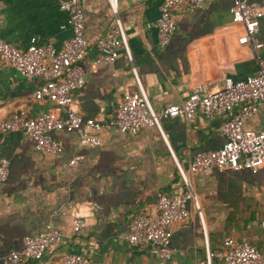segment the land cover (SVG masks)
Instances as JSON below:
<instances>
[{
  "label": "crops",
  "instance_id": "crops-1",
  "mask_svg": "<svg viewBox=\"0 0 264 264\" xmlns=\"http://www.w3.org/2000/svg\"><path fill=\"white\" fill-rule=\"evenodd\" d=\"M162 1L118 0L130 60L119 48L111 63H99L95 43L111 28L114 16L104 0H80L88 48L79 63L83 85L73 91L71 102L83 118L109 119L121 96L136 91L131 67L155 111L184 100L196 84L214 90L224 77L238 81L256 71L249 46L237 42L243 28L231 22L229 0H209L199 10L172 8L174 31L159 48L148 25ZM249 4L262 12L256 38L262 43L257 55L264 62V0ZM66 21L57 0H0V39L21 51L31 39L37 44L52 41L60 49L71 34ZM37 84L0 60V120L16 111L30 117L44 111L61 115L53 103L30 98ZM227 117H206L197 110L190 124L181 117L161 119L160 131L141 127L129 135L103 129L96 134L97 146L80 145L75 132L55 131L52 137L62 145L57 155L36 150L20 132L0 134V156L8 161L7 177L0 181V264L10 251L20 250L24 236L43 231L45 224L60 233L61 242L39 261L20 264H57L69 252L83 255L90 264H204L205 247L221 252L226 239L249 242L264 252V167L254 173L214 168L185 172L194 154L222 146L217 127ZM242 126L264 130L262 112L244 119ZM74 156L81 158L69 166ZM175 163L185 172L202 224L188 203L189 216L173 226L170 256L162 259L158 248L132 247L120 236L160 194L184 191ZM53 211L64 214L53 216ZM75 218L84 221L76 233ZM211 264L218 262L214 258Z\"/></svg>",
  "mask_w": 264,
  "mask_h": 264
},
{
  "label": "built area",
  "instance_id": "built-area-1",
  "mask_svg": "<svg viewBox=\"0 0 264 264\" xmlns=\"http://www.w3.org/2000/svg\"><path fill=\"white\" fill-rule=\"evenodd\" d=\"M106 1L114 16L113 25L103 36L96 40L95 61L111 63L122 48L128 60L129 51L125 34L117 16L118 0ZM209 0H163L153 23L148 26L155 31L156 44L164 48L174 31L170 11L175 7L203 9ZM228 12L231 22L240 24L242 35L238 44L248 45L255 59L256 71L242 80L233 81L224 77L221 87L209 89L205 84H196L187 97L176 104H170L155 111L141 87L135 70L136 91L121 96L114 114L103 122L83 118L71 102L73 91L83 85V71L79 65L85 57L88 42L83 35V11L80 0H57V8L67 16L66 25L70 37L61 42L60 49H55L52 41L37 44L31 39L28 47L21 51L0 39V60L8 64L27 82L37 79L38 84L30 92L34 101H48L57 106L61 115L44 111L30 117L22 111L11 113L0 120V134L20 132L33 147L41 152L57 155L62 152V145L52 137L55 131L75 132L80 145L97 146L96 134L101 130L115 129L120 133L134 135L141 127H155L160 131V120L181 117L185 123L194 122L197 110L206 117L228 115L217 127L224 137V143L217 150L197 152L190 159L186 171L200 172L214 168L221 171L247 170L257 172L264 167V130L254 131L242 126L244 119L253 116L258 110L264 118V62L257 55L262 43L256 38L260 7L250 5L249 0H229ZM64 26H61L63 28ZM81 157L74 156L68 165H74ZM184 185V191L178 196L160 194L148 212L135 216L128 230L120 238L132 247L153 246L159 249V257L170 256L167 245L174 225L183 222L189 216L187 204L202 224L199 206L191 192L185 172L175 163ZM8 174V161L0 156V181ZM63 211H53V216L63 215ZM264 226V223H261ZM84 227V221L75 218L72 231L78 232ZM61 242L60 233L50 224L44 230L24 236L21 248L10 251L1 264H20L22 260L39 261L44 254H50ZM221 252L214 253L207 247L204 250V264H211L215 258L218 264H264V252L246 241L226 239L221 244ZM57 264H90L88 259L77 253H64Z\"/></svg>",
  "mask_w": 264,
  "mask_h": 264
}]
</instances>
